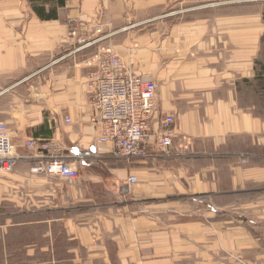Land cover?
I'll return each mask as SVG.
<instances>
[{"label": "crops", "instance_id": "crops-1", "mask_svg": "<svg viewBox=\"0 0 264 264\" xmlns=\"http://www.w3.org/2000/svg\"><path fill=\"white\" fill-rule=\"evenodd\" d=\"M258 1L66 0L41 20L0 0L1 122L24 157L0 185L24 218L0 223V264H264V160L238 159L257 132L264 145L237 95L261 38L243 5ZM105 50L155 83L147 142L174 116L171 157L126 164L98 143L87 83ZM48 155L78 178L29 174Z\"/></svg>", "mask_w": 264, "mask_h": 264}, {"label": "built area", "instance_id": "built-area-1", "mask_svg": "<svg viewBox=\"0 0 264 264\" xmlns=\"http://www.w3.org/2000/svg\"><path fill=\"white\" fill-rule=\"evenodd\" d=\"M97 71L88 80L89 105L93 110L91 121L98 125L97 141L111 146L110 157L129 164L134 160L154 159V153L171 157L173 152L174 116L165 115L158 121L159 132L152 150L147 142L151 120L156 113V85L147 75H136L125 69L121 58L111 50H105ZM70 119L65 118V123ZM27 149L48 150L41 140L28 139ZM62 155L43 156L29 166L35 176L59 177L68 182L79 176L77 170ZM13 137L5 123L0 122V172L11 173L21 160ZM136 179L130 177L129 183Z\"/></svg>", "mask_w": 264, "mask_h": 264}, {"label": "rangeland", "instance_id": "rangeland-1", "mask_svg": "<svg viewBox=\"0 0 264 264\" xmlns=\"http://www.w3.org/2000/svg\"><path fill=\"white\" fill-rule=\"evenodd\" d=\"M244 11L256 12L260 10V21H261V38L259 51L254 60H252L253 72L248 74L246 82L241 84V89L238 90L240 106L243 110H248L253 118H255L262 129L261 135L264 133V1H258L253 3H246L243 5ZM2 105V104H1ZM0 105V122L2 121V115L6 110L5 105ZM2 113V114H1ZM255 141H252V147L247 142H244V151L242 155H239L238 159L243 163H249L264 160V145L260 147L258 132L255 134ZM10 174V173H8ZM4 173L0 172V185H4ZM3 183V184H2ZM3 191L0 194V223L10 224L16 220H23L22 217H15L13 213L17 212L16 206L5 200V193Z\"/></svg>", "mask_w": 264, "mask_h": 264}, {"label": "trees", "instance_id": "trees-1", "mask_svg": "<svg viewBox=\"0 0 264 264\" xmlns=\"http://www.w3.org/2000/svg\"><path fill=\"white\" fill-rule=\"evenodd\" d=\"M32 4V10L41 20H51L56 17V7L62 8L66 4V0H56L55 7L51 6L48 9L45 8V5H37L38 3H51L54 0H29ZM41 4V3H40Z\"/></svg>", "mask_w": 264, "mask_h": 264}]
</instances>
